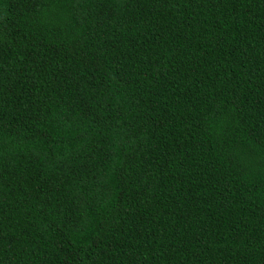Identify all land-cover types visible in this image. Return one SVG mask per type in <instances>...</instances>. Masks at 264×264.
I'll return each mask as SVG.
<instances>
[{
    "label": "trees",
    "instance_id": "obj_1",
    "mask_svg": "<svg viewBox=\"0 0 264 264\" xmlns=\"http://www.w3.org/2000/svg\"><path fill=\"white\" fill-rule=\"evenodd\" d=\"M0 264H264V0H0Z\"/></svg>",
    "mask_w": 264,
    "mask_h": 264
}]
</instances>
